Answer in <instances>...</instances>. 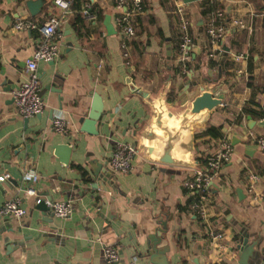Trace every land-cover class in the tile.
I'll use <instances>...</instances> for the list:
<instances>
[{
  "label": "crops",
  "instance_id": "crops-1",
  "mask_svg": "<svg viewBox=\"0 0 264 264\" xmlns=\"http://www.w3.org/2000/svg\"><path fill=\"white\" fill-rule=\"evenodd\" d=\"M143 2L141 12L132 16L134 34L122 38L114 22L113 0H82L78 8L67 9L47 0L33 15L25 0H0V175L7 174L0 180V204L19 196L26 209L19 218L0 217V264H105L103 242L118 252L113 264H144L145 258L137 253L159 226L157 242L166 247L168 264H236L234 239L240 229L248 239L259 241L258 264H264V149L255 142L257 136L264 139V0L185 3L191 41L188 61L178 72L173 0ZM218 12L224 24L222 46L228 48L219 78L217 62L223 51L210 43L204 30L205 20ZM105 14L114 33L104 29ZM49 15L59 19L54 38L58 53L50 61H37L43 107L23 118L13 111L9 91L24 79V60L39 37L34 30L12 25L18 19L43 21ZM187 78L190 84L218 87L224 102L191 124L190 147L183 155L188 165L159 164L143 149L151 141L147 132H155L152 120L157 109L171 124L180 119L188 107ZM93 92L100 97L103 112L95 123L96 134L80 131L77 123ZM244 105L263 116L241 113L237 118ZM56 114L67 122L64 133L50 128ZM209 125L218 126L220 134H205ZM116 140L137 150L125 173L111 172L106 165ZM222 140L233 153L209 186L201 219L195 199L191 201L195 192L182 182L196 171H206L204 157ZM55 143L69 146L66 164L53 154ZM28 171L35 180L22 181ZM105 172L109 176L102 179ZM250 174L256 180L252 192H247ZM27 185L35 195L20 190ZM37 196L68 200L70 212L58 217L49 208L42 211L34 202ZM50 224L55 228L42 235ZM209 228L219 230L221 237L208 239ZM15 240L21 244L13 245Z\"/></svg>",
  "mask_w": 264,
  "mask_h": 264
},
{
  "label": "built area",
  "instance_id": "built-area-1",
  "mask_svg": "<svg viewBox=\"0 0 264 264\" xmlns=\"http://www.w3.org/2000/svg\"><path fill=\"white\" fill-rule=\"evenodd\" d=\"M70 0H53L55 5L62 9H67ZM185 3L181 0H173L172 13L175 16L177 23L178 43H177V62L184 68L188 61V45L190 44V36L188 34L189 21L184 8ZM112 6L116 10L114 22L116 28L122 38L130 37L134 34L132 26V16L138 14L142 10L141 0H113ZM85 12V11H83ZM221 14L214 13L209 16L204 22V30L209 37L210 43L215 45L218 51H221L222 40L224 37V24L220 18ZM233 24L242 26L241 21L232 20ZM59 24V19L54 15H49L43 21H35L33 19H18L13 23L14 29L34 30L38 33V42L32 54L24 60L25 77L19 81L16 87L9 91L13 111L20 117L26 118L38 114L42 107L43 101L39 95L38 74L36 72L37 61H50L58 53L57 44L54 40L56 28ZM120 48H125V39L120 41ZM122 56H126V51L122 50ZM240 55L235 56L236 58ZM67 122L62 115L56 114L50 122L51 130L59 133L66 131ZM255 142L260 149H264V139L261 136L255 138ZM136 148L127 142L114 141L112 148L107 156L106 165L109 171L114 173H125L132 168V159L136 155ZM233 153L232 146L225 140H222L219 146L204 157L206 167L205 172L196 171L189 178L183 180L182 185L187 189L194 191L196 194L195 203L193 206L197 208V214L201 219L205 218L203 201L206 198L209 186L216 180L218 170L221 165L230 160ZM7 177V174L0 175V180ZM36 175L33 172H25L21 176L22 181H33ZM256 180V175H249V182L246 186L247 192H252L253 184ZM20 190L28 195H35L34 189L27 185ZM43 200L49 206L53 215L64 217L70 212V204L68 200L48 201L40 197H35L34 202L37 203ZM26 212L24 206L20 203L19 196H13L5 199L0 204V217L11 215L19 218ZM207 238L217 240L221 237L219 230L208 229L206 232ZM101 254L105 264H113L118 260V252L110 242L101 244Z\"/></svg>",
  "mask_w": 264,
  "mask_h": 264
},
{
  "label": "water",
  "instance_id": "water-1",
  "mask_svg": "<svg viewBox=\"0 0 264 264\" xmlns=\"http://www.w3.org/2000/svg\"><path fill=\"white\" fill-rule=\"evenodd\" d=\"M46 1L47 0H25L29 14L33 15L37 13L38 9ZM181 1L183 3H190L197 0ZM103 26L107 34L114 33V29L109 23L108 14H105L103 17ZM221 50L223 53L222 57L217 62V78L220 76L224 59L223 57L228 48L221 45ZM184 88H189L186 97L188 107L185 109L180 119H178L175 124H171L166 118L163 119L162 110L157 109L152 120L155 132H147V138L151 141L148 144H144L143 149L154 162L159 164L174 166L188 165V160L184 158L183 155L190 147L191 124L200 120L205 112L216 109L219 104L224 102L223 93L216 86L204 88V86L199 84H190V80L187 78L184 83ZM132 91L140 95L145 94V91L135 87H133ZM102 114L100 97L93 92L91 93V101L87 112L77 118L79 130L96 134L98 129L95 128V123L99 120ZM166 115L171 117L172 113L167 112ZM245 118L250 120L249 115H246ZM101 123L103 122L100 121V124ZM52 149L53 154L59 156L58 160L66 164L69 146L65 143H55L52 145ZM108 176V172H105L102 179H105ZM234 192L238 198L242 197L241 189L239 187H236ZM47 200L52 201L49 199ZM37 204L42 211L44 208H49L43 200H40ZM47 220L50 221V218H47ZM159 227L154 230L152 236L150 235L148 237L149 241L146 242V246L142 252L140 251L137 253V255H142L145 258L144 264H168V259L164 254L166 247L162 245L160 246L157 242L160 237V231L162 230V228ZM52 228H55L53 224L45 226L42 230V235L47 234ZM248 235V233L240 229L238 235L234 239V246L238 250L236 264H258L259 262V256L261 253V246L258 244L259 241L256 239H248ZM7 241L8 243L10 242V240ZM12 244H21V241L15 240ZM248 257L250 258L249 260Z\"/></svg>",
  "mask_w": 264,
  "mask_h": 264
},
{
  "label": "trees",
  "instance_id": "trees-1",
  "mask_svg": "<svg viewBox=\"0 0 264 264\" xmlns=\"http://www.w3.org/2000/svg\"><path fill=\"white\" fill-rule=\"evenodd\" d=\"M81 1L82 0H70L69 5L72 8H78V5H79V3ZM141 2H142V9H143V3L144 2H143V0H141ZM202 13H203V11H201V14ZM180 67H181V65L177 62L175 64V67H174L175 72H178L179 69H180ZM169 96L170 95H168V98H170ZM248 104H251V103H248ZM241 113L242 114H256V115H259V116H263L262 113H261V111L254 110L252 107H250V105H244V106H242L241 112L238 113L237 118L240 117ZM204 133L205 134H208L210 137H216V136H218L220 134L219 127L218 126H212V125L206 126V128L204 129ZM195 198H196V195L192 197L191 201L193 199H195ZM211 264H217V263H211Z\"/></svg>",
  "mask_w": 264,
  "mask_h": 264
}]
</instances>
